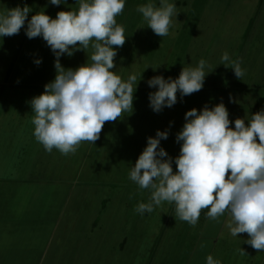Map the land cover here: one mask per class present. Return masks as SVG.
<instances>
[{
  "label": "rangeland",
  "instance_id": "1",
  "mask_svg": "<svg viewBox=\"0 0 264 264\" xmlns=\"http://www.w3.org/2000/svg\"><path fill=\"white\" fill-rule=\"evenodd\" d=\"M70 1L74 10H77L79 5L75 0ZM155 1L151 0L156 5L158 0ZM226 1L228 0H179L180 3L183 2V5L177 8L182 20L177 21L174 15L173 29L170 27L169 30V34L173 30L175 36L170 37L168 34L169 37H158L147 28L145 35L133 38V35H136L133 33L134 25L143 21L144 27L146 22L137 8L150 0H126L125 7L116 17V21L124 28L127 39L125 44L118 48L123 55L116 56L117 62L114 63L116 62L118 67L115 68L120 70L123 65V71L120 72L126 75L136 67L133 62L137 63V60L135 56L132 60L133 54H129L131 61H124V64L121 57L126 59L127 52L135 50L137 42L140 41L141 46L137 47V51L143 53L145 66L149 64L154 75L160 74L166 79H175L183 67H195L203 59L206 62V72L212 71L206 75L205 81L212 79L214 75L225 77L226 73L228 77H235L232 66L228 69L232 63L221 65V57L225 50L227 53L235 51L236 54H229V57L231 62H237L243 47L255 45L256 14L255 9L248 10L246 6L239 4L242 1ZM37 2L41 4L38 12L45 11L47 14L48 6L45 0H0V6L14 8L27 5L33 10V13L29 14L30 19ZM248 20L250 23H246ZM230 29L233 36L231 39L224 38L223 31L228 32ZM257 29L261 31L262 27ZM149 33L153 34L151 41L147 36ZM191 33L195 35L190 37ZM145 49L149 53L146 54L143 51ZM4 50L7 55L0 60V178L14 175L26 179L36 172L46 170L44 165L50 163L52 158L50 154L53 150L47 151V155L42 154L44 147L39 142L34 143L30 101L43 93L44 85L54 79L55 57L46 42L39 37L27 38L23 29L17 35L3 38L0 43V56ZM92 53L91 48L75 51L70 57L62 56L60 63L66 69H75L84 63H91ZM254 56L253 52L251 55L246 52L240 55L238 61L245 73L243 78L247 76V80L255 74ZM37 59L41 60L38 65L34 63ZM115 68L112 71L117 73ZM6 77L8 85L4 83ZM35 83L38 86H35ZM262 90L264 91V87ZM202 91H206V85H203L200 92ZM138 134L137 132L133 137L140 136ZM127 143L118 131L115 132V127L105 122L100 138L94 145L87 141L81 142L77 150L66 154L67 156L54 148V152H60L58 155L66 157L63 159L65 164L57 165L56 161L61 163L57 159L51 167L53 172L43 174L44 177L49 176L47 180H51L65 170L63 173L70 178L73 194L68 206V216L70 215L75 228L72 227L70 237L65 239L66 245L58 247L54 240L57 251L50 253L49 260L43 261L42 264H206V257L210 255L212 247L205 242L210 237L219 239V245L215 248L218 252L215 254L214 251L211 255L220 260L221 264H264V252L255 250L248 244L243 245L242 239L249 238L246 233L238 234L237 237L231 235L227 227L231 216L226 213L217 219L201 213L198 222L191 225L177 217L175 203L162 202L159 206H154L151 212H138L139 204L150 201L152 189L145 188L143 191L144 188L129 179L131 167L136 159L134 156H128L132 149L128 148ZM17 151L26 152L28 156L30 152L34 153L36 158L38 156L37 163L27 160V157L14 158ZM172 155L175 156L176 153L173 152ZM25 160L33 165H13L19 162L24 164ZM173 170L176 171L174 168ZM47 184L48 188L54 189L55 192L64 188L63 183L56 181ZM58 195L56 194V197ZM93 222H96L95 227H92ZM224 222L225 224L221 225ZM65 233L68 234V231L60 230L61 235ZM228 239L237 244L226 247V244L232 243L227 242ZM105 240H110L113 245L108 256L102 252ZM120 244L122 252L119 251ZM236 250L241 251L240 255ZM220 252L228 254H219ZM61 260L63 262H59ZM23 264L36 262L32 257L29 262Z\"/></svg>",
  "mask_w": 264,
  "mask_h": 264
},
{
  "label": "clouds",
  "instance_id": "2",
  "mask_svg": "<svg viewBox=\"0 0 264 264\" xmlns=\"http://www.w3.org/2000/svg\"><path fill=\"white\" fill-rule=\"evenodd\" d=\"M125 2L75 0L77 10L59 11L55 18L45 11L35 12L30 19L33 10L27 5L0 6V43L23 29L27 38L39 37L46 42L55 57L54 79L30 101L33 136L46 151L55 148L69 154L81 142L94 145L105 122L133 112L134 93L142 73L137 81L135 75L125 80L112 71L117 49L127 39L116 21ZM48 3L57 6L67 0ZM159 4L157 7L150 0L137 11L147 21V28L164 37L169 34L176 8L169 0H159ZM88 48L93 50L91 63L75 69H66L60 63L62 56L70 57ZM34 63L38 65L41 60ZM226 63H232L236 78L244 76L239 63L231 62L224 52L221 65ZM211 72H206V62L201 59L195 67H183L175 79L151 77L146 83L155 91L148 94L149 107L155 113L171 108L177 103V93L184 97L200 91ZM250 116L248 120L230 121L223 102L187 111L175 137L180 144L175 158L160 146L168 138L167 130H157L155 137H148L129 173V179L140 188L152 189L150 201L139 204L137 211L142 214L162 202L175 203L177 217L191 225L198 222L202 209H208L207 216L212 219L227 212L231 216L227 225L231 235L246 233L249 238L245 243L264 252V109ZM206 264L221 261L209 255Z\"/></svg>",
  "mask_w": 264,
  "mask_h": 264
},
{
  "label": "crops",
  "instance_id": "3",
  "mask_svg": "<svg viewBox=\"0 0 264 264\" xmlns=\"http://www.w3.org/2000/svg\"><path fill=\"white\" fill-rule=\"evenodd\" d=\"M45 1L47 3L46 6H48L47 14L52 18H55L57 12L59 11H74V6L70 0H67L66 4L57 6L50 5L48 3V0ZM229 1L230 0L226 2L229 3ZM235 1L236 0H234V2ZM239 2V4H242V6H246L248 10L255 9L254 12L256 14V43L254 46H250L247 48L243 47V49L239 52V58L236 60L237 62L234 61V63H239L238 61L240 60V55L246 52L251 55V53L253 52V54L255 55L254 57L256 69L255 74L248 78L249 80H247V76L246 78L241 77L240 79L233 76L228 77V73H226L225 77L222 78L214 75L212 79L209 78L208 80L204 81V85H206L205 92L202 91L201 93L200 91H198L184 97H180L179 93H177L178 99L177 103L174 106H172L171 108H164L161 112L155 113L149 107L148 100V94L155 91V89L149 88L146 81L151 77L157 75H154L151 72L152 68L149 64L147 67L145 66L144 59L142 58L143 53L137 51V47L141 46V43L139 44L140 41L137 42L138 44L136 45L138 46L135 47V50H129L127 52L128 56L126 55V59L121 57V60L124 64V61L126 62L130 60L129 54H133L132 60H134L135 56L137 63L135 61L133 62V64L135 63L136 67H133V70L130 73L128 71L126 75H123L122 72H120L123 71V65L120 70H118L119 68H115L118 70L116 73L117 75L121 76L125 80L128 79L129 76L135 75L138 81L141 78L142 73V79L138 82L137 90L134 93L135 99L133 103V112H124L119 120L109 122L111 124V127H115V132L117 133L118 131L121 134L124 142L128 141V148L132 149V151L128 153L129 157L134 156V158L137 160L138 156L146 147L147 138L155 135L157 130L168 131V138L166 140H162L160 146L162 148L164 147L163 149L168 153L169 157H177L179 155L180 144L176 142L175 137L185 122V113L193 108L199 111L205 106H208L210 108L215 104L223 102L229 112L230 121H234L237 118H244L245 120H248L251 118V114L264 109V91L262 90V88L264 87V0H239ZM38 3L39 2L34 4V13L38 12L39 6L41 5ZM173 3L176 8V19L177 21H181L182 18L180 17V13L178 12L177 8L183 5V2L180 3L179 0H174ZM227 3H225L226 6H228ZM156 6H160L159 0ZM250 20H248L246 23H250ZM134 26L135 27L133 33H136V35H133V38L143 36L148 31L147 21L144 22V27L143 21L141 22V24H139L138 22ZM257 27H262V30L259 31ZM171 28L173 29L172 26ZM223 32H225L223 35L224 38L231 39V37L233 36L231 29L228 32L227 30ZM192 33L190 34V37H193V35H195V33ZM169 35H171L170 37L175 36L173 30H171V34ZM147 36L150 37L149 41H151L153 38V34L150 35L149 33ZM237 36L238 35H236V37ZM147 48L149 49L148 45ZM143 51L146 54L149 53L147 49ZM172 52L173 50L170 51V53ZM224 52H226V50ZM234 53L235 51L229 52L228 54ZM5 55H7L6 50L2 52L0 60ZM117 55L122 56L123 54L120 52V50L117 49ZM115 61L117 62V60ZM116 62L115 65L116 67H118ZM141 63H143V65ZM231 66L232 64L228 66V69ZM0 71H2V66L0 67ZM4 83L5 85H8L7 77L4 79ZM34 85L38 86V84L36 83ZM230 97L232 98L233 102H230ZM137 104L139 106H137ZM230 127H234V125L230 124ZM137 132L139 133L138 135H140L138 136L139 138L133 137ZM143 135H146V137H144ZM140 138L142 140H139ZM132 141H134V143L131 144ZM35 142H37L36 139L34 143ZM173 152L176 153L175 156L172 155ZM44 153L47 155L48 152L44 149L42 154ZM59 153L60 152H54L53 149V152L50 154V156H52L50 163L45 165L42 164L46 166V170H42L39 173L36 172L26 179H22L21 177H16L14 175L4 176L0 178V264H23L29 262V259L32 257L35 260L36 264H42L43 261L49 260L48 258L50 253H55L57 251L56 247L54 246V240L57 242L58 247L66 245L67 241L65 239L67 237H70V230L72 229V227L75 228L73 225L74 223H72V221L70 220V215L68 216V206H70V200L72 199L73 194L72 187L70 185L71 181L70 178L68 176H65V174L63 173L65 170L59 172V174L57 175L58 177L51 180H47L49 176L44 177L43 174L53 172L51 167L52 165H55L54 161H56L57 159L61 161V163L56 161L57 165L65 164V162L63 161L66 157L58 155ZM63 155L67 156L66 154ZM117 155L119 158L121 157L120 153H118ZM57 156L60 157L58 158ZM22 157H27V160L31 162L35 161V163H37L38 156L36 158V155L32 152H30V155L28 156L26 152L17 151L14 158L20 159ZM27 160H25L24 164L22 162H19L13 163V165H33V163H30ZM173 168L176 169L175 164H173ZM62 174H64V176L59 177ZM44 178L46 179L44 180ZM53 181H56L57 183H63L64 188L61 191L57 190L56 192L54 191V189L48 188L49 185L47 183ZM142 190L145 191L146 189L144 188ZM56 194H59L58 197H56ZM207 212L208 211L206 209L201 210V213L207 214ZM226 214L230 216V214H228L227 212ZM16 216L18 217L16 218ZM204 218H202L201 220L203 221ZM10 223L12 224L9 225ZM95 223L96 222L92 223V227H95ZM223 224H225V222L221 225ZM60 230H67L68 234L65 233L64 235H61ZM60 235L63 236L62 239ZM217 239L218 238L210 237L207 238V241L205 242V244H210L212 247V250L209 251L210 255L214 253L215 248H217V246L219 245L217 244ZM110 240H105L103 245L104 248L102 252H104L106 256H108L107 254L109 253V251H111V248L113 246ZM246 240L247 238H243L242 242L243 245L247 246V244L245 243ZM124 241L125 239H123V242ZM227 242H232V240L228 239ZM236 244L232 242L231 244H226L225 246L227 247L228 245H230L232 247ZM119 251L122 252L121 244ZM217 252L218 251H215V254ZM235 252H239L238 255H240L241 253V251L238 250H236ZM63 253L66 254L65 251ZM219 254L225 253L220 252ZM227 254L228 253H226L225 255ZM103 260L104 257H102V261ZM59 262H63V260Z\"/></svg>",
  "mask_w": 264,
  "mask_h": 264
}]
</instances>
